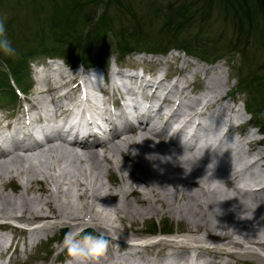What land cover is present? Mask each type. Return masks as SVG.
Listing matches in <instances>:
<instances>
[{"label":"bare ground","instance_id":"6f19581e","mask_svg":"<svg viewBox=\"0 0 264 264\" xmlns=\"http://www.w3.org/2000/svg\"><path fill=\"white\" fill-rule=\"evenodd\" d=\"M48 63L57 64L60 71L55 70L57 74L54 72L51 77L45 71L38 75L39 86L25 99L28 107L20 108L13 125L16 133L22 128L29 131L28 125L33 121L49 122L57 114L66 116L70 105L87 110L84 104L90 100L87 97L88 91L99 87L97 80L86 81L74 72L68 78L65 75L62 77L61 60L53 59ZM185 63L187 60L184 58L179 65V69H184V72L177 78H180L182 84L174 83L169 89H160L161 81L156 85L140 82L137 86L134 77H126L122 72L115 73L117 77L124 76L130 80L133 94H136L135 88L138 87L144 98L158 100L159 103L154 113H146L145 107V115L136 112L135 117L143 118L137 125L128 130H109L104 132L101 139L92 143L67 141L59 133L62 125L47 123L52 136L41 144L23 147L19 143L23 140L31 141L29 132L14 137L10 130L5 132L11 122L2 123L6 117H0V225L4 223L7 226L13 234L10 236L13 240L16 232H23L25 247H30L58 227L69 226L72 230L85 222L106 230L110 227L115 233L121 230L114 222L121 225L128 222L132 225L152 215L164 217L168 214L177 219L189 218L188 234H183V238L160 239L137 245L126 243L128 247L124 240L112 239L115 245L120 246V253L109 248L105 253L107 260L101 256L79 260L71 258L66 264H176V258L182 259L181 264H221L219 261L189 254V250L194 248L192 242L201 243L199 247L206 245L212 253L217 254L223 246L232 248L248 244L252 247L245 249L240 258L254 257L264 262V227L260 226L259 229L256 226L258 223L255 224L260 221L264 223V177L251 170V167L260 164L264 156L255 150L253 155L250 154L251 157L244 158L243 154L248 147L245 144L252 145L256 140L251 136L247 138L246 133L240 140L230 136V132L236 131L231 122L233 115H229L223 126H214V121L210 125L202 117L197 120L196 115H202V110L197 109L213 107L222 100L223 91H219L223 84L221 68L220 65L201 66L194 60L192 67L186 68ZM209 69H213L214 73L208 75ZM193 78L201 80L204 85L195 98L188 96L186 91L187 88L193 90ZM104 80L105 86L100 87V90L105 95H108L110 88L113 91H119V88L129 90L125 82L118 83L113 76L110 79L105 77ZM62 89L67 94L66 99L59 94ZM187 97L195 101L190 109L183 107L184 98ZM101 103L106 113L109 96L102 98ZM228 104L225 103V108L234 113V108ZM223 112L221 114L224 115ZM240 113L237 112L236 118H241ZM163 114L165 117L162 119ZM132 115L133 109L121 106L120 115L109 114L102 121L113 126L114 120L123 122ZM194 117L196 127L187 136L182 127L185 121ZM173 122L180 124L174 127ZM203 129H209L212 137L199 140V132ZM177 136H181L185 143L180 144ZM248 168L251 171L243 185H238ZM114 172H118L119 181L111 180L110 176ZM103 174L113 187L105 188L99 178ZM93 176H96V181L90 179ZM218 181L230 184V192L221 190L217 186ZM8 182H15L17 189L11 188L8 191ZM246 193L252 195L248 197ZM12 221L27 224L38 221L40 224L27 235L14 226ZM7 237L6 232L0 233L2 257L11 246ZM206 239H214L216 244L208 245ZM158 245L168 246L161 257L151 254L147 255L149 257L144 262H139L137 257H142L143 249L146 251L148 247ZM123 248L126 251L121 254ZM0 264L13 263L2 260Z\"/></svg>","mask_w":264,"mask_h":264},{"label":"trees","instance_id":"16d2710c","mask_svg":"<svg viewBox=\"0 0 264 264\" xmlns=\"http://www.w3.org/2000/svg\"><path fill=\"white\" fill-rule=\"evenodd\" d=\"M3 5L14 10L30 9L37 19V29L31 35L25 32L31 26L21 30V40L12 44L17 51L15 57L0 53V106L2 99L15 101L13 83L23 91L30 86L31 60L57 56L71 65L80 61L92 65L106 62L108 54L123 61L131 52L162 53L175 47L206 61L223 56L231 64L237 61L232 75L238 85L232 92L245 96L244 106L264 135V73H254L247 65L250 42L255 48H264V0H163L159 5H145L146 17H137L134 11L138 10L125 0H14L13 5L10 1ZM213 6L233 33L229 38L221 36V43L211 32L212 21L208 22ZM155 18L162 19L159 31L149 34L146 26L148 22L153 26ZM203 23L206 26H201ZM195 27L198 29L191 30ZM237 54L244 57L240 63ZM147 229L172 232L166 220L160 225L153 221Z\"/></svg>","mask_w":264,"mask_h":264},{"label":"rangeland","instance_id":"374dc122","mask_svg":"<svg viewBox=\"0 0 264 264\" xmlns=\"http://www.w3.org/2000/svg\"><path fill=\"white\" fill-rule=\"evenodd\" d=\"M5 1H8V2L10 1L12 5H13V2H14V0H4V1L0 0V5H2V7L0 6V19L6 18L5 19V26H6V31H7V37L11 41L12 44L14 42L17 44V42L19 40H21V38H22L20 35L24 32V31H21L22 29H24V27L31 26L29 30L25 31V32H30V35H31L33 30L37 29V19H36V17L34 15H32V13L30 12V9L14 10V9L11 8V6L8 7L7 5H3L5 3ZM125 1L128 2L129 4H131L132 7H135L138 10V11H134L135 10L134 9L133 11L137 15V17H139V16H144L143 13L145 12V7H144L145 5H147V4L148 5H159L163 0H125ZM168 1H176V0H168ZM177 1H179V0H177ZM141 8H144V10H140ZM212 8L213 9H211V15H210V17L208 19V22L212 21L211 32L213 33V36L216 37V39H218V42L221 43V40H224L223 38H221V36H226L227 38H229V37H231L233 35V33H232V30L230 29L231 28L230 25L226 22V19L224 17L223 18L220 17V14L218 13V9L216 7H214V6ZM101 10H102V8H99V10L97 12L100 13ZM127 17H129V16L127 15ZM144 17H146V16H144ZM216 17H218V18L216 19ZM12 21H13V23H12ZM143 22L147 23V19H143ZM153 22H154L153 26L149 22H148V24L146 26L147 32L149 34L158 33L160 25L162 23V19L161 18H155V20ZM127 23L129 25V21H127ZM204 25H205L204 23L201 24V26H204ZM197 29L198 28L195 27V28H193L191 30L195 31ZM28 37H30V36L28 35ZM187 37H189V33H188ZM151 38L153 39L154 35ZM255 46L256 45L253 44V41L250 42V47H249L250 59H249V62L247 63V65H248V68L252 72L258 73V74H263L264 73V48L263 49H259V48H255ZM115 56H116L115 54H108L107 63L106 64H100L97 67L99 69H101V70H104V71H105V67L106 68L113 67L116 64V61L114 60ZM240 56L238 54L236 56V59L239 61V63L241 62V59L244 58L241 54H240ZM184 58L187 60V63L184 64V66H186V68H191L192 67L193 60L197 61L199 63V65H201V66H206V67L209 66L210 67V66L220 65V68H221V69L220 68L219 69L221 70V73H220L221 76L220 77H221V81H222L223 84H222V86H221L219 91L221 93L223 91L222 94H223L224 98L222 97V100H220L215 106H213V107L209 106V108H206L202 118L205 119L206 121H208L210 125H212V122L214 121L213 123H216V125L213 124L214 126H223L225 124V122L227 123V120L229 119V115H233V117L231 118V122L233 124L242 122V120H243L242 116H241V118L238 119V118H236V114H237V112L244 113L245 109H244V106H243V98L245 96H243V94H240L239 92H238L239 94H236V93L232 92L233 89L235 87H237V85H238L236 78L235 77L233 78V75H232L233 74L232 68L235 67L233 65H238L237 61L233 62V64H231L230 62H228V60H227V58L225 56L217 58L214 61H204L200 57H197V56L195 57V56L189 55V54L183 52L182 50H177L176 51L174 49L173 50L170 49L164 55H154V54H148L146 52H143V53L133 52V53H131L129 55H126L124 57V59H123V62L125 64H128V65H133L135 67H140L143 70V72H148L149 71L151 73V75L152 74L155 75L154 73H157V74L159 73L157 76H162V75H164V72H165L167 74V76L169 77L170 75L172 76V75H175V74L176 75H179L181 73L183 74L184 69H182V71H181L179 69V65H181L183 63V59ZM31 61L33 63L31 65H29V64L28 65H29V72H30V76H31V80H32V85L26 91L25 94H19V97L15 101L14 104L7 103L6 100L4 101L2 99L1 100L2 106H1V109H0V117H5V116H7L9 114H12V113L13 114H17L22 109V107H28V103L25 102V99L31 95V93L35 90L36 87L39 86V84L37 85L35 83L34 79H33L34 76L37 73L36 72L37 70L41 69L42 71L47 72L48 76H50V77L53 76L57 72L55 70H58V65L57 64H54V65L53 64H49V63L47 64V63H45V60H42L40 58L35 59V60H31ZM48 61H50V60H48ZM48 61L46 60V62H48ZM39 65L40 66L42 65V66L40 67ZM101 65H102V67H101ZM120 69H123V68H120ZM244 69H245V67H244ZM65 70H67V72H63V71L61 72L62 77L65 74L69 75L72 72H74L75 74L79 75L80 74L79 71H83V69L81 70V68H80V64L77 65L76 67H72V68H69V69L67 68ZM58 71H60V69ZM207 71H208V75H211V74L214 73L213 69H209ZM39 74L42 75L41 72ZM68 75H67V77H68ZM178 80H180V78ZM193 80H195L194 81L195 83H193V85H192L194 89L190 90L189 88H187V90H186L187 93H188V96L191 93H200L201 90L203 89V86H204L202 81H201V80H203V76H201V80H199L197 78H193ZM191 95H190L191 98H195V97H193V95L192 96ZM190 97L184 98V103L185 104L183 103V107L185 106L184 107L185 109H188V108L190 109V106H194L195 105V101H193ZM223 100L225 101V103H227V104L229 103L228 105L231 108L232 107L234 108V110H235L234 113H230L231 110L229 111L228 108H225V103H223L224 102ZM181 106L182 105L180 103V107ZM221 106L224 109H222ZM20 107H21V109H20ZM222 112L224 113V115L221 114ZM209 115H210V117H209ZM244 116L249 117V121L247 123V124H249L248 125L249 128H248V126L244 125L243 129H241V132L243 130L245 132H247L250 129L249 131H250L251 134L247 136L246 134H243V132H242L241 135L242 134H243L242 136L246 135L247 138L249 136L254 137L256 141L252 145L245 144L249 148L247 147V149L245 151L246 153L244 152L243 156H244V158H249L256 151H259L264 156V140L261 141V138L264 137V135L262 136V134L258 131V129L256 127H254V122L252 121V118L250 119V114L249 113L246 112ZM234 117H235V120H234ZM212 118H214V119H212ZM173 123L175 124V122H173ZM230 136L232 138L234 137L235 139H238V140L241 139L240 136L237 137V136L233 135L232 133L230 134ZM205 137H206V139L212 137V134H211V132H209V129L208 130L207 129L206 130L203 129V130H201L199 132V136H198L199 140H202V139L205 140ZM188 153H191V152L188 151ZM45 158L41 157V159H45ZM117 158L122 163L123 162L125 163V161L119 155H117ZM251 170L258 172L259 174H262V176L264 177V157H263V159H261L260 164H256V166L254 165L253 167H251ZM251 170H250V168L247 169V172H245L244 176H242V177H244L243 179L240 176L241 179H239V181H238L239 184L238 185H243V183H244L243 181L245 180L246 176H248V174L250 173ZM99 178L104 183L105 188L113 187L108 182L107 177H106L105 174L101 175ZM110 178H111V180L113 182H116V181L120 180L118 172L112 173ZM90 179L91 180L93 179L92 181H96V176L90 177ZM9 183L10 182H8L6 184V187H7L8 191H11V188H13L14 190L17 189L15 182H11L10 185H9ZM216 183H217V186L219 185L218 187L221 190L230 192V190H231L230 184L227 185V184H224L221 181H218ZM136 184L139 187H142V184L140 182H137ZM9 188H10V190H9ZM226 189H228V190H226ZM246 194L248 195V197L252 195V194H248V193H246ZM106 200H107L106 198L103 199L104 202H106ZM187 219L189 220V218H187ZM187 219H186V217L182 218V219H177V218L171 217L168 214L164 215V217L163 216H158L157 217L156 215H152L151 217H149V218H147L145 220H140L136 224H132V225H130V223H128V222L124 223L122 225L119 222H114V225L118 229L121 230V231H115V233H114V230L112 228H110V227H108L109 229L106 230V229H103L101 227L96 226L95 224L92 225V223H90V222L82 223V224H80V226L76 227L77 229L73 228L72 230H78V229H80L82 227H89V228H92L93 231L96 232L97 234H99L100 232H104V234L106 236H109V237H110V235L119 236L118 238L121 239V240H124L125 242H129L131 240H136L137 238H139V239L142 238L144 241H146L144 239V237H146V239H147V237L150 236L147 233L148 232L147 228H149V225L151 224V222L154 221L156 224L160 225L161 221H165L166 220L168 222V224H171L172 233H164V234H157L156 233V234H153V235L157 236L159 238L158 240L170 237L168 235H171V236L177 235L178 238H183V234H188L187 231L189 230L188 228L190 226V223H189L190 221H188ZM257 223H258V225H256V226H258L259 229H261L260 226H262V228L264 227V225H263L264 223L262 224L261 221L260 222H256L255 224H257ZM63 227H65V231H64L65 233L70 230L69 226H63ZM6 233H7V236H8L7 240L9 239V241H10V238L13 236V234L10 231H7ZM51 234H55L56 237L52 241H50V240L48 241V245H49V247L47 248L48 250L38 247L39 244L36 243V245L38 244L37 247L33 246L32 248H29V250L26 249V251H22V243L24 242L23 239H24L25 236H24L23 232H19V231H18V233L16 232V234H15L16 236H15L14 240L12 238L13 242L11 243V246L9 248L10 249L9 253H10L12 247H13L14 242L16 241L15 250L11 254V257H10L9 260L13 264H64L63 261H65L66 259L67 260L71 259V257L67 254V251L65 249H63V247H62V240H63V237H64L65 234L64 235L62 234V236L59 238L57 229H55L53 232H51ZM200 234H201V232L198 233V235H200ZM235 236L240 237L239 235H236V234H235ZM206 240H207L206 244H208V245L213 246V245L216 244L215 241H213L214 239H206ZM209 240H211V241H209ZM9 241H7V242H9ZM45 241H46V238L43 237L38 242L43 243L42 245H44L46 243ZM192 243L193 244H191V245L194 248L189 250V254H196L199 257L204 258V259H212L213 261L214 260L215 261H219V263H221V264H248L249 261L254 262V264H264V262L260 261L257 258H254V257H251V258L249 257L250 259L249 258H240L241 256H243L242 253L245 252V249H248V247L249 248L252 247V246H250L248 244H245L246 246L244 245L243 247L232 246V248L229 247V246H223L222 247L223 248L222 251H220V252L218 251L219 254H217V253H212L213 251L209 250L208 246L205 247L206 245L199 247V245L201 243H199V242H192ZM124 244L128 247V245L126 243H124ZM110 246H109L110 249L114 248V252L120 253L119 252V250L121 249L120 246L118 244L115 245L113 240H111ZM126 248L122 249L121 254L125 253V251H126L125 249ZM235 248H236V250H235ZM167 249H168L167 245H161V246L158 245V246H155V247H148L146 249V251H145V249H143L141 251L142 252V257H137V258H138L139 262L142 263L151 254H154L157 257H161L165 253V251ZM228 252L229 253H233V255L228 254ZM235 254L238 255V256H236ZM105 255L106 254L102 255L101 257H104L107 260ZM147 255H149V256H147ZM2 256L3 255L0 254V261L3 260V261L6 262V258H3ZM187 256L189 257L188 253H187ZM27 259H28V261H27ZM217 259H219V260H217ZM182 262H183L182 259H179V258L175 259V263L176 264H181Z\"/></svg>","mask_w":264,"mask_h":264},{"label":"clouds","instance_id":"9594fccd","mask_svg":"<svg viewBox=\"0 0 264 264\" xmlns=\"http://www.w3.org/2000/svg\"><path fill=\"white\" fill-rule=\"evenodd\" d=\"M5 19H0V53L15 57L17 51L7 37ZM112 239L118 237L115 235L109 237L104 232L97 234L84 229L69 230L63 237L62 247L71 258L76 260L84 257H100L108 251Z\"/></svg>","mask_w":264,"mask_h":264}]
</instances>
